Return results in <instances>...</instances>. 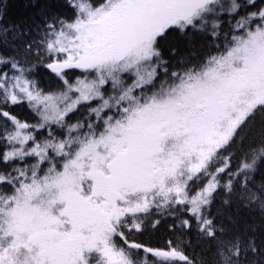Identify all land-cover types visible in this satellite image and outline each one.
<instances>
[{"label": "snow or ice", "instance_id": "1", "mask_svg": "<svg viewBox=\"0 0 264 264\" xmlns=\"http://www.w3.org/2000/svg\"><path fill=\"white\" fill-rule=\"evenodd\" d=\"M0 264H264V0H0Z\"/></svg>", "mask_w": 264, "mask_h": 264}, {"label": "trees", "instance_id": "2", "mask_svg": "<svg viewBox=\"0 0 264 264\" xmlns=\"http://www.w3.org/2000/svg\"><path fill=\"white\" fill-rule=\"evenodd\" d=\"M12 3H19L20 0H11Z\"/></svg>", "mask_w": 264, "mask_h": 264}]
</instances>
